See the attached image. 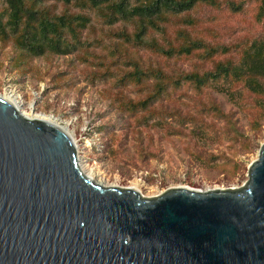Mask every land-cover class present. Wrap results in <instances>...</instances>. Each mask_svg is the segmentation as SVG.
Wrapping results in <instances>:
<instances>
[{
    "label": "water",
    "instance_id": "1",
    "mask_svg": "<svg viewBox=\"0 0 264 264\" xmlns=\"http://www.w3.org/2000/svg\"><path fill=\"white\" fill-rule=\"evenodd\" d=\"M246 173L153 195L102 183L62 126L0 95V264H264V139Z\"/></svg>",
    "mask_w": 264,
    "mask_h": 264
},
{
    "label": "rangeland",
    "instance_id": "2",
    "mask_svg": "<svg viewBox=\"0 0 264 264\" xmlns=\"http://www.w3.org/2000/svg\"><path fill=\"white\" fill-rule=\"evenodd\" d=\"M52 2L47 0V4ZM258 2L244 0L243 10L236 13L198 4L193 14L201 21L189 31L193 37L211 43L264 35V17H256ZM63 8L59 3L55 9ZM170 34L175 36L174 32ZM105 41L110 40L105 38ZM15 48L11 40L0 44V94L11 91L25 108L32 105L33 110L48 114L65 128L76 143L79 159L97 173V181L131 185L139 179L140 190L145 195L156 194L169 186L205 189L234 187L246 181V167L264 139V119L260 129L250 127L255 112L252 106L242 110L212 90L197 93L185 85L159 98L151 117L147 111L129 113L121 108L119 101L139 99L148 89L141 90L131 83L116 84L115 72L102 76L97 60L91 59L94 64L78 59L81 49L69 53L47 52L18 66L12 58ZM89 49L106 62L111 60L104 46L93 44ZM128 52L144 63L160 64L167 71L188 70L201 61L198 56L165 59L148 49L128 47ZM209 64L206 62V66ZM112 69L116 71V65ZM250 99L246 96L248 103ZM199 100L220 102L249 135L252 148L246 150L242 142L228 138L226 120L213 113L204 114L203 118L207 127L215 131L216 138L198 139L193 124L184 121L183 115L196 114ZM210 129L208 133L213 135Z\"/></svg>",
    "mask_w": 264,
    "mask_h": 264
},
{
    "label": "trees",
    "instance_id": "3",
    "mask_svg": "<svg viewBox=\"0 0 264 264\" xmlns=\"http://www.w3.org/2000/svg\"><path fill=\"white\" fill-rule=\"evenodd\" d=\"M59 3L64 8L56 11ZM198 4L234 13L244 8V0H53L49 4L47 0H1L0 44L9 40L14 43L16 52L12 58L18 66L47 52L81 49L78 59L91 63L92 58L97 60L102 76L115 72L116 84L131 83L141 90L148 89L139 99L119 101L129 113L147 111L151 117L159 98L188 85L197 93L212 90L242 110L252 106L255 112L249 123L258 130L264 119V35L230 43L193 37L189 30L201 21L193 14ZM256 17H264V0L257 4ZM93 44L104 46L111 60L106 62L90 51ZM128 47L148 49L165 59L198 56L201 61L188 70L167 71L160 64L144 63L130 54ZM112 65H116V71ZM246 96H250V103ZM197 104L199 111L194 115L185 113L183 120L193 124L198 139L216 138L203 118L213 113L226 120L228 138L242 142L246 150L252 148L249 135L220 102L199 100ZM209 129L213 135H209Z\"/></svg>",
    "mask_w": 264,
    "mask_h": 264
},
{
    "label": "bare ground",
    "instance_id": "4",
    "mask_svg": "<svg viewBox=\"0 0 264 264\" xmlns=\"http://www.w3.org/2000/svg\"><path fill=\"white\" fill-rule=\"evenodd\" d=\"M0 95H2L3 97L11 100L25 115L29 116V117H37V118H42V119H46L48 121H51L53 123H56L51 116H49L46 113L43 112H36L35 110H33V106L31 105L29 108H25L23 106V102L21 101V99H19L18 96H16L14 93H12L11 91H6L4 93H1ZM57 124V123H56ZM59 125V124H58ZM61 126V125H60ZM65 129V128H64ZM66 130V129H65ZM67 131V130H66ZM79 163L81 165V168L84 170L85 173L91 175L96 181L97 179V173L93 170V169H89L83 162L81 159H79ZM101 179V178H100ZM101 182V181H99ZM141 185H142V181L139 179H135L131 182V186H134L136 188H138L139 190L141 189ZM141 191V190H140Z\"/></svg>",
    "mask_w": 264,
    "mask_h": 264
}]
</instances>
